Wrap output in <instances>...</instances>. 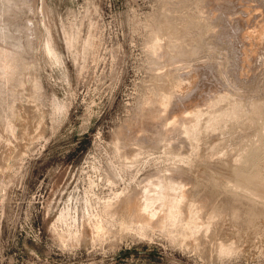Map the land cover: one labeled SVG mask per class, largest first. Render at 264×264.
I'll list each match as a JSON object with an SVG mask.
<instances>
[{"label": "rangeland", "instance_id": "374dc122", "mask_svg": "<svg viewBox=\"0 0 264 264\" xmlns=\"http://www.w3.org/2000/svg\"><path fill=\"white\" fill-rule=\"evenodd\" d=\"M196 2L0 0V264H264V202L204 178L211 149L264 145V51L242 70L238 40L210 49L204 33L198 60L223 63L229 88L238 100L251 96L252 108L237 109L234 128L224 117L212 125L211 114L198 116L206 127L198 156L185 146L179 157L161 132L127 139L142 106L194 74L199 61L182 53L199 38V27L189 25ZM242 2L264 21L258 1ZM211 18L209 10L199 16ZM179 164L191 182L181 210L163 226L125 224L119 199L145 176L167 177ZM251 169L264 175V149ZM193 192L220 205L251 203L257 218L242 226L220 216L210 224ZM144 196L150 209L169 213L157 192Z\"/></svg>", "mask_w": 264, "mask_h": 264}, {"label": "bare ground", "instance_id": "6f19581e", "mask_svg": "<svg viewBox=\"0 0 264 264\" xmlns=\"http://www.w3.org/2000/svg\"><path fill=\"white\" fill-rule=\"evenodd\" d=\"M242 1L244 0H197L195 8L197 9L198 17L196 18L197 20L189 21V25L192 27V24H194L199 27V38L193 39L191 50L183 51L182 54L189 57L190 60L197 61L204 33H209L210 49L213 46L230 42L233 39L239 41L240 47L243 48V53L241 54L242 63L239 62L242 64V70L248 67L253 60L259 58L257 57L259 51H264V21L260 19L256 21V18L260 14H257L255 8L244 7ZM256 1L264 8V0ZM208 10L212 14V21L202 22L199 20V16L202 13L208 12ZM214 22H218L219 30H214ZM188 39L183 42L189 43ZM171 44V41H168V46ZM179 45L180 51L184 44L179 43ZM222 64L214 60L211 55H208L206 60L199 61L194 74H191L192 76L187 78L188 82L185 86L180 87L181 89L177 91L167 90L164 97L150 99L151 101L147 104H152V107L142 106L135 115V125L133 129L131 128V136L127 138L126 132L128 131L122 129L120 137L124 136L128 140L135 142L161 132L163 144L167 147L176 148V153L179 157L184 154L182 149L185 146H189L192 150H195L198 156L201 150L200 142L206 135L205 124L200 122L199 118H197L198 116H209L211 114L213 117L211 116L208 121H211L212 125H215L219 118L224 117L227 122L226 124H230L234 128L241 118V115L239 119H237L238 117L234 118L235 114H237V109L239 107H242L243 110L252 108L251 96L245 99L242 98V101L238 100V97H241L240 92L229 88L228 78L225 71L221 68ZM156 104L160 107V112L154 109ZM216 127L218 126L216 125ZM259 128L261 129V126ZM260 133L263 137L264 130ZM175 141H179L178 146H174L173 142ZM241 148L242 152L236 146H233L229 151L211 149L204 159L206 166L210 169L204 178L212 182L213 185L215 182L220 187L223 186V182L225 185L231 186L232 184L235 188L243 190L251 194L255 199L264 202V175L262 176L258 170H255V172L251 171V167L257 166V155L261 149H264V145L263 143L259 144L250 151L247 148L243 149L242 146ZM215 155L221 156L214 160L213 157L215 158ZM179 166L180 164L177 167L168 168L167 177L158 172L145 176L140 181L138 188L131 192V195H126L119 199L117 207L123 209V221L125 224L130 225L134 223L141 227L163 226L165 222L167 223L173 210H181L183 197L189 193L186 190V184L189 182L187 176L189 174L187 170ZM189 183L191 184V182ZM179 191H181V195L177 194ZM147 192H157L160 195L162 205L169 209V213H164L161 208L150 209L144 196ZM192 194L195 205L199 208L201 214L206 212L210 224H213V220L218 217L220 218V216H225V220L228 219L231 223L242 226H245L250 220L252 221L254 218H257V214L253 209L254 207L250 206L251 203H248L246 206L244 205V207L236 205L237 203L233 204L229 201H223L224 203L220 205L213 199L210 193L199 197L195 192ZM259 204L261 205V203ZM260 205L257 204V206ZM261 215L263 217L264 213Z\"/></svg>", "mask_w": 264, "mask_h": 264}]
</instances>
